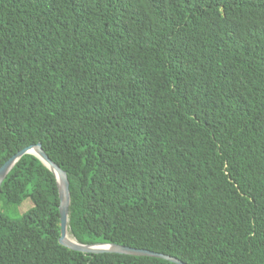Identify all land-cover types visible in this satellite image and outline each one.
<instances>
[{
	"label": "trees",
	"instance_id": "1",
	"mask_svg": "<svg viewBox=\"0 0 264 264\" xmlns=\"http://www.w3.org/2000/svg\"><path fill=\"white\" fill-rule=\"evenodd\" d=\"M39 143L80 244L264 264V0H0V168ZM60 217L55 175L24 155L0 264H175L71 250Z\"/></svg>",
	"mask_w": 264,
	"mask_h": 264
},
{
	"label": "water",
	"instance_id": "2",
	"mask_svg": "<svg viewBox=\"0 0 264 264\" xmlns=\"http://www.w3.org/2000/svg\"><path fill=\"white\" fill-rule=\"evenodd\" d=\"M34 155L38 157L42 163L55 175L60 195V219H61V237L60 244L74 251L87 253V254H104V253H115L123 255H133V256H150L157 257L168 260L175 264H186L179 259L170 257L160 253H154L148 250L136 249L132 247H127L123 245L116 244H95V245H84L77 242L75 238L68 239V213L69 206L71 202L70 196V184L68 180L67 173L62 170V168L54 163L50 157L44 151L42 144H36L28 148L23 149L11 157L1 168H0V187L15 166V164L24 155Z\"/></svg>",
	"mask_w": 264,
	"mask_h": 264
},
{
	"label": "rangeland",
	"instance_id": "3",
	"mask_svg": "<svg viewBox=\"0 0 264 264\" xmlns=\"http://www.w3.org/2000/svg\"><path fill=\"white\" fill-rule=\"evenodd\" d=\"M33 206L32 202L28 199L19 207H12L8 211V215L13 219L20 218L27 210Z\"/></svg>",
	"mask_w": 264,
	"mask_h": 264
},
{
	"label": "bare ground",
	"instance_id": "4",
	"mask_svg": "<svg viewBox=\"0 0 264 264\" xmlns=\"http://www.w3.org/2000/svg\"><path fill=\"white\" fill-rule=\"evenodd\" d=\"M68 239H73V238L68 234Z\"/></svg>",
	"mask_w": 264,
	"mask_h": 264
}]
</instances>
